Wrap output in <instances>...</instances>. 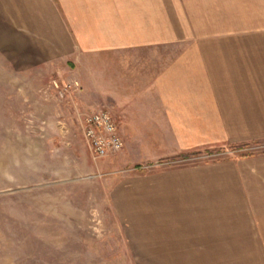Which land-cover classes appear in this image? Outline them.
<instances>
[{
    "label": "rangeland",
    "instance_id": "rangeland-1",
    "mask_svg": "<svg viewBox=\"0 0 264 264\" xmlns=\"http://www.w3.org/2000/svg\"><path fill=\"white\" fill-rule=\"evenodd\" d=\"M148 1L143 50L150 75L208 34L264 36V0ZM49 23L15 28L20 40L0 26V264H264V246L252 235L264 227L222 220L209 228L212 234L183 243L175 224L186 204L179 194L188 192L187 171H196L192 181L202 183L208 174V196L221 200L196 204L200 212L210 205L215 217H233L241 204L227 196L236 194L242 171L257 199L264 198V144L250 150L258 159L238 164L221 162L237 157L229 151L172 160L182 147L151 110L144 115L140 106L129 107L124 121L125 108L109 106V96L94 102V72L102 73L95 78L105 93L110 84L139 89L142 82L126 77L123 62L102 58L97 66H72L60 52L35 62L40 51L65 48L68 59L76 56L65 28ZM160 35L180 39L155 42ZM99 109L111 113L124 146L94 159L82 118ZM250 205L258 213L259 204Z\"/></svg>",
    "mask_w": 264,
    "mask_h": 264
},
{
    "label": "crops",
    "instance_id": "crops-1",
    "mask_svg": "<svg viewBox=\"0 0 264 264\" xmlns=\"http://www.w3.org/2000/svg\"><path fill=\"white\" fill-rule=\"evenodd\" d=\"M148 2L0 0V26L12 28L14 36L19 40L23 36L15 31L17 27L40 28L54 21L65 28L72 44L71 50L76 56L68 59L65 53L69 50L65 48L61 49L64 53L59 49L40 51L41 54L33 58L35 62L48 58L49 52L54 55L60 52L65 59L71 61L72 66L91 61L97 66L102 58L123 62L128 73L126 77L130 75V81L137 78L142 82L139 89L110 84V89L105 93L106 89L95 78L102 73L94 72V102L100 105L103 98L109 96V106L125 108V111L121 110L124 121L128 120L129 113L126 110L129 107L140 106L144 115L151 110L157 116L156 122L165 123L175 143L182 147L183 151L174 156L226 146L236 143L230 142L236 139L242 140L241 142L257 140L256 137L264 139V36L208 34L203 40L187 45L167 63L162 61L159 71L150 75L146 62L148 54L143 50L149 43V35L146 33L149 25ZM153 37L157 43H165L170 39L166 40L164 35ZM176 37L180 39L179 36ZM29 43L33 44L30 40ZM31 46L37 50L35 46ZM142 50L145 51L144 55ZM131 63H136L135 70L131 69ZM115 110L118 114V110ZM258 155L237 156L221 162L234 161L233 163L238 164L258 159ZM187 173L190 176L187 182L188 192L184 193L183 189L179 194L181 203L186 204L177 217L180 221L175 222L176 226L181 227L176 233L177 241L194 243L198 238L191 237L212 234L209 228L217 223L221 225L222 220H225L222 224L232 220L233 225L264 227V198L257 199L251 182L246 180L243 171L237 173L236 194L232 191L227 196V202L241 204L240 210L233 217L216 212L217 219H214L215 213L208 211L210 205L208 210L206 208L201 212L196 205L221 201L212 200L208 196V174L202 183L192 181L196 171ZM205 186L199 194L196 193L198 187ZM233 198L235 201H232ZM243 203L248 204L247 210ZM255 203L259 204L258 213L255 211L256 207L250 205ZM213 207L218 209L217 206ZM239 220L244 222H238ZM252 235H255V240L258 237L257 244L264 246V238H261L264 232L255 230Z\"/></svg>",
    "mask_w": 264,
    "mask_h": 264
},
{
    "label": "built area",
    "instance_id": "built-area-1",
    "mask_svg": "<svg viewBox=\"0 0 264 264\" xmlns=\"http://www.w3.org/2000/svg\"><path fill=\"white\" fill-rule=\"evenodd\" d=\"M82 128L94 159L111 156L121 151L124 146L114 118L106 110L99 109L83 114Z\"/></svg>",
    "mask_w": 264,
    "mask_h": 264
},
{
    "label": "trees",
    "instance_id": "trees-1",
    "mask_svg": "<svg viewBox=\"0 0 264 264\" xmlns=\"http://www.w3.org/2000/svg\"><path fill=\"white\" fill-rule=\"evenodd\" d=\"M262 144H264V139H262V140H251V141L241 142V143H232V144H228L226 146L212 148V149H208V150L193 151V152H189V153H181L177 156H173L171 159L172 160H177V159L186 160V159H189L193 156L194 157L199 156L203 153L212 154V153L219 152V151H229L232 154H237V156H239V157H248L251 155H255L254 151H250L251 148L261 146ZM136 168H140V167H136Z\"/></svg>",
    "mask_w": 264,
    "mask_h": 264
}]
</instances>
